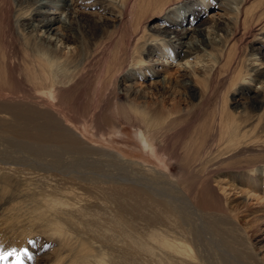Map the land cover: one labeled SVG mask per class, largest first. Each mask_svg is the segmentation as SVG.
I'll return each instance as SVG.
<instances>
[{
    "label": "rangeland",
    "instance_id": "obj_1",
    "mask_svg": "<svg viewBox=\"0 0 264 264\" xmlns=\"http://www.w3.org/2000/svg\"><path fill=\"white\" fill-rule=\"evenodd\" d=\"M34 1L0 0V166L10 178L5 190V184H0V229L6 233L0 252L17 253L19 264H79L73 261L72 256L78 252L83 256L82 250L66 245L48 231L44 232L41 223L33 224L30 220L36 206H40L42 202L41 195L46 191L45 185L50 181L39 176L40 173L33 172L43 168L41 162L56 166L61 163L58 160L56 162L59 163L56 164L55 157H42L44 160L36 158L35 162L25 157L29 156L26 152L28 143H32L29 146L35 149L44 146L36 141V137L45 124L40 113L46 109L44 105L47 103L44 92L33 90L23 62L26 50L35 52L40 47L41 33L31 27L35 21L31 15V8L35 7ZM71 1L76 10L72 23L74 30L67 32L69 37L61 40L58 44L60 52L54 56L66 59L67 68L70 71L77 70L79 76L77 74L73 84L60 91L56 90V99L50 102L53 106L50 109V124L54 127L58 125L60 129L66 124L78 128L84 134L78 136L80 143L130 162L133 167H128L129 164L125 163L126 168L121 167L119 171L135 176L134 184L138 185H125L124 188L131 187L135 192L138 191L137 195L141 200L139 211H167L162 208L165 205L162 203L164 197L161 196L168 193L170 180L176 181L187 192L183 184L185 179L180 178L178 181L176 178L181 171L186 147L195 149L198 143L204 141V144H210L216 139V135L211 137V130L202 129L204 124H211L212 119L216 121L229 118L246 120L247 124L254 125L264 119L260 118L262 115L264 117V0H245L242 4V22H232L228 27L223 22L235 15L223 8L228 3L224 0H201L197 6L186 8L192 4L187 0L183 3L186 9L180 15H175L177 10L174 6L169 8V13L161 11L176 2L180 5L179 2L183 0L170 3L167 0H124L127 8L121 16L117 11L111 14L106 10L108 2L104 3L106 9H101L84 0ZM50 9L56 12V16H61V10L53 5ZM18 12L23 19L17 20ZM194 18L203 33L209 36L211 45L208 52L211 56L201 53L185 60L175 59L172 56L175 49L171 47L172 50L161 42L148 50L149 41L160 38L164 29L175 27L186 20L195 23ZM178 30L180 28H176ZM174 35L179 34L174 33L172 36ZM153 52L155 55L162 53L155 58L159 64L154 68L150 62ZM187 61L191 65H185ZM184 65L188 67L187 70H183ZM157 69L162 70L158 73L160 76L151 74L149 77L148 73ZM256 69L258 70L255 71ZM164 77L168 81L166 85L160 82ZM185 79H192L195 86L190 93L195 95L193 98L189 94L190 85L183 82ZM260 102L262 108H258ZM121 104L125 109L128 106L139 109L142 116H162V121L167 117L177 121L183 119V124L179 123L181 126L178 124L173 128L176 129L174 132L166 131V135L160 138L163 147L159 148L162 150L160 154L166 158L177 157V162L160 160L163 156L159 158L156 148L146 145L142 126H134L120 118ZM54 133H58V130ZM62 133L64 136H73L68 131ZM26 134L30 135L27 137ZM51 143L46 146L47 151L56 155L53 153L56 150L54 145L59 142ZM62 143L64 141L60 144ZM257 147L253 143L249 148L237 152L232 163L226 165L229 169H222L219 174L213 175V183L217 185L218 181L222 182L226 191L231 193L234 214L240 224L247 228L251 247L259 256H264V178L253 173L249 175L247 170L241 172L236 169L240 161L248 167L264 158L261 150L258 152L254 149ZM241 152L244 154L239 159L237 156ZM109 167H89L88 172L112 175L115 170ZM77 168L76 171L79 172L83 167ZM9 169L17 170L14 173L9 172ZM229 173L236 177L232 180L227 178ZM53 178L59 181L60 186L77 187L79 194L84 192L82 196L95 194L92 188H86V184V187L79 185L81 182L78 180L59 176ZM61 179L64 180L63 183ZM55 182L49 184L56 185L53 184ZM232 189L234 190L230 192ZM202 193L205 194L206 190ZM97 199L102 204V198ZM93 208L96 209V206ZM102 210L106 211V208ZM197 224L203 255H210L216 244L211 240L214 221L203 219L202 222L197 221ZM222 228H228V225ZM23 230L26 232L22 233ZM226 233L229 234L227 230ZM222 236L231 244L229 246L233 258L235 256L233 264L249 263V246L244 243L246 247L243 246L240 243L242 240L234 233V238L237 237L235 239L229 235ZM0 264H18L17 257L9 256L6 261L0 260Z\"/></svg>",
    "mask_w": 264,
    "mask_h": 264
},
{
    "label": "bare ground",
    "instance_id": "obj_2",
    "mask_svg": "<svg viewBox=\"0 0 264 264\" xmlns=\"http://www.w3.org/2000/svg\"><path fill=\"white\" fill-rule=\"evenodd\" d=\"M176 1L178 0H167L168 3ZM200 1L189 0V3L192 4L186 8L197 6L200 4ZM224 1L228 3L226 5L223 4L224 7L221 6L226 12L235 16L226 19L223 25L228 27L232 22L241 23L242 4L245 0ZM34 2L35 7L31 8V15L34 16L35 23L33 22L34 24L32 23L31 27L33 30L36 29L41 33L40 47L35 52L26 50L23 62L26 75L29 77L33 90L40 93L44 92V100L48 104L45 103L46 109L40 113V115L42 114V118L44 117L43 119H45L43 130L39 134L36 133V138L38 139L36 141L44 146L35 149L29 146L32 143H28L26 152L29 156L23 155V158L26 157L35 162L36 158L55 157L54 162L56 164L61 163L59 166H56L48 162H41L43 168L41 166L42 169L33 172L40 173L39 176H42L47 181L50 180V183L56 181L53 183L56 185L49 184V182L45 185L46 191L41 195L42 202L40 206L39 204L36 206L34 215L30 219L31 222L33 224L41 223L44 232L48 231L53 236L61 239L66 245L76 246L77 250H82L83 256L79 252L72 256L73 261L79 264H233L235 256L233 258V253L229 246L231 244L222 236L223 234L225 236H233V233L237 235L238 239L242 240L240 243L249 246L251 260H248L249 263L247 262V264H264V256H259L260 254L256 253L254 248L251 247L247 228L240 224V220L234 214L233 200L230 197L231 193H228V190L226 191V187L222 185V182L217 180V185L213 183V175L219 174L222 169H229L226 165L232 163L233 159L236 158L237 152L243 151L245 148L252 146L253 143H256L258 147L254 149L258 152L261 150L264 153V119L252 125L251 123L247 124L246 120L237 121L221 118L215 121L211 118L212 123L204 124L202 129L204 131L211 130V137L216 135L214 142L210 144L206 142L204 144V141L201 144L197 142L198 145H196L197 147L195 146V149L186 147L183 153V158H185L182 160L181 171L178 172V177L176 175V178L177 180L180 178L185 179V182L183 183L182 181L181 183L186 186L187 192L176 181L170 180L168 193L161 196L162 198L164 197L162 203L165 205L162 208H166L167 211H142L143 209L139 211L141 209V200H139L137 195L138 191L135 192L134 188L131 187L124 188L125 185H138L134 184L135 176H131L129 173L126 175L122 171H119L121 167L127 166H124L125 163L129 164L128 167H133L130 162L119 159L107 151L80 143L81 141L79 142L78 136H83L84 134L80 133L78 128H73V126L70 127L66 124L63 129H60L58 125L56 126L57 128L51 125L49 117L51 116L50 109L53 106L50 105V102L55 101L56 90L60 91L73 84L77 78V74L79 76L77 70L70 71L67 68L68 61L66 59H62V56H54L60 52L58 44L64 38H68L67 32L73 29L72 23L76 10L74 2H70V0H35ZM84 2H89L91 5L100 7L101 9L104 8V3L108 2L107 9H104L111 12V14H115L117 11V14L120 16L127 8L124 0H84ZM184 2H187V0L180 1L181 6L176 2L167 8H163L161 12L169 13V8L174 6L177 10L175 15H180L182 10L186 9L184 8ZM52 5L57 10L62 11L60 17L56 16V12L50 9ZM18 13L17 20L23 19L21 13ZM194 21L195 23L186 20V22L177 24L175 27L164 29L160 34V38L155 41L153 39L149 41L147 44L149 46L148 50L161 42L175 49L171 48L174 51L172 56L175 59L180 58L181 60H185V58H191L201 53L211 56L210 52H208L211 45L209 36L207 33H203L199 24L197 25V19L194 18ZM176 28H180V30L176 31ZM53 32L54 34H52ZM174 33H178L179 35L172 36ZM54 36L55 38H53ZM164 51L166 52V50ZM161 54L155 55L154 52L151 54L150 62L152 68L158 66L159 61L155 58ZM187 64L191 65L188 61L185 65ZM185 65L183 66V70H187L188 68ZM161 71V69H157L152 73H148L149 77L151 74L160 76L158 73ZM166 80L164 77L160 82L166 85L168 83ZM185 80L183 81L184 84L190 85V94L195 86L191 82L192 79L191 81L190 79ZM190 96L192 98L195 97L193 94H190ZM119 107L122 112L120 118L124 122L142 126L146 145H149L150 148H156L159 158L161 155L163 156L160 158L162 162H177V157L176 159L170 156L166 158L163 154H160L162 152L159 149L162 147V139L160 138L165 134L164 132L173 131V128L178 126L180 122L183 124V119L177 121L167 117L168 120L162 121V116H157L158 118L147 115L142 116L143 113L139 109L137 110V108L128 106V109H125V106L122 104ZM258 108H262L261 102ZM262 116L260 118H264ZM26 119L27 117H25ZM56 123L54 122V124ZM56 129L58 133H54ZM47 131H50V133H47ZM66 131L70 132L73 136H64L65 134L63 135L62 132ZM205 136L204 138L207 137ZM166 137L168 138V136ZM201 139L203 138L201 137ZM53 141L59 142L54 145L57 151L55 150L53 153L56 155L52 154L50 150L47 151L46 148ZM62 141L64 143L60 144ZM243 154L244 152H241L237 157L240 159ZM58 160L60 161L56 162ZM37 163L39 162L37 161ZM242 164L243 162L240 161L238 168H236L238 171L243 172L247 170L246 172L249 175L253 173L258 177L264 178V158L259 162H253V165H249L248 167ZM105 166H110L109 169L113 168L115 173L111 175L109 173L88 172L89 167L105 168ZM60 167L63 169H59ZM77 167L83 168L78 172L76 171ZM32 168L34 167L32 166ZM72 168H75V170ZM84 168L88 169V173L83 172L86 171ZM16 170L9 169V172L15 173ZM4 171L0 166V184H5L3 186L5 190L6 186L9 185L10 178ZM58 176L78 180L81 182L79 185L86 187V184V188H92L93 193L96 195L92 196L91 193L88 197H85L81 195L84 192L79 194L77 192L78 188L75 186H60L59 181L53 178ZM226 177L232 180L236 176L229 173ZM61 180L63 183L64 180ZM189 190L191 193H189ZM203 190H206L205 194L202 193ZM17 191L21 192L20 190ZM149 191L155 194L151 188H149ZM97 197L102 198V204H100ZM94 206H96V209L93 208ZM104 208H106V211L102 210ZM203 219H212L214 221V232L211 240L212 242L215 241L216 244L215 250H213L215 252L212 251L210 255H203L204 250L202 245L199 244L201 239L197 231V221L202 222ZM220 224L222 227L228 225V228H222ZM226 230L229 233L228 235ZM25 232L26 230L22 231V233ZM222 232L223 234H221ZM5 234L0 229V245L5 240ZM231 243L233 242L231 241ZM244 244L243 246H245Z\"/></svg>",
    "mask_w": 264,
    "mask_h": 264
},
{
    "label": "snow or ice",
    "instance_id": "obj_3",
    "mask_svg": "<svg viewBox=\"0 0 264 264\" xmlns=\"http://www.w3.org/2000/svg\"><path fill=\"white\" fill-rule=\"evenodd\" d=\"M15 255L17 257V262L19 264V255L15 252H10V253H3V252H0V260H7L9 256H13Z\"/></svg>",
    "mask_w": 264,
    "mask_h": 264
}]
</instances>
